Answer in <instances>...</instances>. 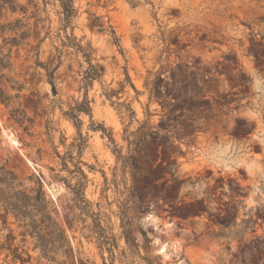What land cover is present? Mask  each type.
I'll return each instance as SVG.
<instances>
[{
  "label": "rangeland",
  "instance_id": "obj_1",
  "mask_svg": "<svg viewBox=\"0 0 264 264\" xmlns=\"http://www.w3.org/2000/svg\"><path fill=\"white\" fill-rule=\"evenodd\" d=\"M19 1L26 12L7 15L30 37L11 49L23 89L0 100V167L41 187L69 249L43 258L0 200V264H264V0H73L66 32L97 70L87 86L58 1ZM85 94L79 152L64 112Z\"/></svg>",
  "mask_w": 264,
  "mask_h": 264
},
{
  "label": "trees",
  "instance_id": "obj_2",
  "mask_svg": "<svg viewBox=\"0 0 264 264\" xmlns=\"http://www.w3.org/2000/svg\"><path fill=\"white\" fill-rule=\"evenodd\" d=\"M62 14V29L64 30L63 45L75 47L79 52L83 54V57L88 63V68L83 72V85L87 86L93 79L97 77L96 67L90 60V54L87 49L82 45L75 42V37L72 34L66 32V28L69 26L71 19L76 14V9L73 5V0H57ZM8 12L10 14H22L26 12L25 6H23L19 0H0V100L4 104H8L12 98L19 97V92L23 89L22 85L15 81L8 74L12 71L11 63V49L14 46L20 45L21 42L26 41L30 37V27L28 23L23 21V17L8 18ZM4 20L2 22L1 20ZM8 34V35H7ZM41 40H38V42ZM37 45L31 47V50L35 51ZM37 64L43 66L41 62L37 61ZM46 70L48 82L51 85L53 93H55V86L53 83V72L48 67L43 66ZM3 82L9 83L12 90H16V94L11 95L6 93L3 88ZM90 102L85 94L84 99L74 106L69 107L68 111L64 112L77 128L79 142L75 145L80 152L82 149L83 137L79 130L81 124L78 119L80 113H84L90 116ZM13 118L17 123H23L27 120V116L23 111L17 109L13 111ZM79 155V154H78ZM71 161L73 156H68ZM63 166L67 168L65 163V157L63 158ZM79 161L74 163L75 168L68 170L76 177V184L72 187L75 194V199L78 201L86 202L83 197L84 182L86 175L81 167L78 165ZM15 175L12 171L0 167V183L5 187L11 188L13 191L10 195H6L3 190L0 193V200L3 201L5 207L17 218L26 223V232L34 236L39 245L41 256L49 260H54L55 255L59 250L64 253L69 249L67 240L65 238L63 230L57 224L50 213L49 202L45 193L40 188L30 190L17 189L15 183ZM61 180H65L61 178ZM34 192V193H33ZM39 216V218H38ZM99 226V225H98ZM125 240L129 245L135 246L134 239L131 237L128 230L125 231Z\"/></svg>",
  "mask_w": 264,
  "mask_h": 264
}]
</instances>
